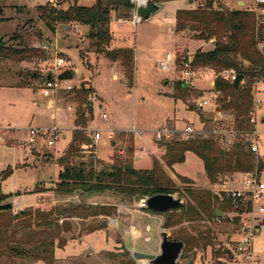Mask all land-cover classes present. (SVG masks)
Returning <instances> with one entry per match:
<instances>
[{"label": "rangeland", "instance_id": "rangeland-1", "mask_svg": "<svg viewBox=\"0 0 264 264\" xmlns=\"http://www.w3.org/2000/svg\"><path fill=\"white\" fill-rule=\"evenodd\" d=\"M55 1L0 0V37L8 46L19 47L18 42L11 39V36L18 24H21L18 32L26 42L39 48L41 54L22 61L0 57V195L12 194L0 203L13 202L14 206L10 210L14 213L22 212L15 203L34 205L25 208V211L30 210L32 214L46 206L43 210L46 215L42 218L27 217L16 220L14 228L17 231L14 236L26 242L36 240L40 236L56 238V242L59 237L64 238L65 246L61 248L57 245L55 248L56 264H150L136 260L122 236L126 238L127 245L135 244L140 247L150 238L149 248L158 247L161 237L158 228L162 221L161 230L166 229L171 238L185 241L177 264H221L218 257L227 259V255L218 250V246L223 245L227 241L226 238L235 237L239 229V220L231 214L235 213L234 208L225 209L231 215L227 213V217L221 222H217L213 216L185 220L165 227L164 222L168 214L149 211L147 207L140 206V199L131 200L114 191L92 192L80 197L77 196L80 191L65 193L56 190L59 170L62 169L57 160L71 142L74 114L76 115V109L80 105L74 98L73 90L84 85L92 87L83 109H92L88 114L87 129H99L102 138L98 144L82 145L75 163H89L93 159L94 168L97 170L107 169L115 160L128 157L134 158L137 168L152 167L153 159H163L166 152L165 143L155 141V130L165 125L183 126L187 122L196 123L199 116H203L204 111L195 106L199 93L192 94L187 100H175L173 93L175 84L181 77L180 69L183 67L181 60L177 62V55L188 54L191 59L199 47L208 49L213 44L193 39L194 31L189 29L176 30L177 11L179 8L203 6L205 1L147 0L145 4L140 5L137 0H130L133 7L128 14L125 15L121 8L113 11L111 30L114 38L110 47H134L135 72L132 81L126 77L120 62H114L104 53L95 51L88 38L89 27L76 30L78 23L58 24L56 31L52 32L43 24L38 17L37 5ZM95 1L79 0V3L92 5ZM241 1L238 4L237 0H215V7L221 2L230 9H251L256 12L258 21L264 23V13L257 10L256 0ZM150 2L160 4L159 10L149 19H142L135 25L132 20L139 6ZM120 14L124 15L120 18ZM39 32H42L41 37L37 35ZM41 43L48 44L50 49L43 50ZM261 49L264 51V47ZM168 54H172L176 59V65L172 69L163 70L160 61L166 59ZM56 55L67 60L62 69L77 68L78 72L75 71L73 77L66 80L64 85L56 89L46 88L44 80L55 68ZM60 72L58 69L53 75ZM215 76L212 69L198 68L194 77L185 80L204 97L212 94ZM167 81L169 83H166ZM67 85L73 88L68 90ZM255 87L256 95L262 99V105L257 110L256 124L260 132L259 152L254 153L252 157L255 167L259 160L263 161L259 172L260 180L264 183V84L257 83ZM227 97L231 101V96L225 97L223 93L221 101L224 105L227 103ZM225 108L232 116L236 115L233 108ZM103 113L108 115L107 119L103 118ZM54 126L60 128L56 135L42 134L44 128ZM134 127L142 131L141 138L136 139L135 132L131 130ZM31 128H38L41 132L35 137V148L30 143ZM63 133L67 134V138H63ZM49 139H53L54 143L50 144ZM130 148L133 149L132 152L129 151ZM136 156H140V159L136 160ZM162 164H165L164 159ZM172 167L177 176L173 175L170 168L166 167L165 171L173 178L178 189L174 194L181 196L183 202L190 199L187 194L189 188L210 190L213 196H217L214 190L221 188V185L209 178L202 158L194 151L188 150L185 159ZM225 180L227 181V178ZM38 186L41 199L40 195L35 193ZM58 194L62 195L61 198H71L61 203L63 200L60 202ZM90 195L97 197L91 199ZM57 201L58 204L54 205ZM124 202L130 203V209L133 211L129 213V209L119 208ZM259 203L264 205V193ZM213 206L226 208L221 200H215ZM138 210L155 216L149 217ZM105 211H110L111 214L108 217H100V212ZM72 214L80 215L81 218H75ZM109 218L116 223L113 230L122 221L127 222V225L116 229L113 235H107L104 231L99 232L97 236L90 233L96 229H106ZM132 228L137 231L136 236H131L129 230ZM184 233L193 236L206 234L211 238V242L205 245L200 241L199 245L189 249L186 240L179 237ZM254 249L260 264H264V224L260 235L254 241ZM38 262L42 261L17 257L14 263L4 259L2 264Z\"/></svg>", "mask_w": 264, "mask_h": 264}, {"label": "trees", "instance_id": "trees-1", "mask_svg": "<svg viewBox=\"0 0 264 264\" xmlns=\"http://www.w3.org/2000/svg\"><path fill=\"white\" fill-rule=\"evenodd\" d=\"M205 4L197 8H179L177 11L176 30L194 31L193 39L204 43H213L211 48L199 47L193 57L188 54L177 55L183 62L190 60L195 72L198 68H209L215 72L214 89L221 90L225 97L231 96L225 107L236 111V126L248 128V113L254 99L255 82L264 78V23H260L257 14L251 9H230L225 4L219 3L215 7V0H204ZM218 2L221 0H217ZM67 5V6H65ZM133 5L130 0H96L92 5L80 4L79 0H56L46 4L37 5L39 19L52 32L56 31L58 24L70 25L73 23L89 26L88 38L96 52H102L114 62H120L129 81L134 78L135 49L132 46L110 47L113 41L111 20L113 11L123 9L128 14ZM19 10L21 7L18 8ZM124 15V14H123ZM122 14L119 15L121 18ZM264 16V15H263ZM34 22L33 20H30ZM21 24H18L11 39L16 40L19 47L8 46L0 37V57L17 61L28 60L40 56V49L30 45L18 32ZM38 37L42 36L39 32ZM21 45V46H20ZM197 69V70H196ZM234 70L237 74H244L240 87H234V80L224 72ZM184 80H178L175 84L173 97L175 100L189 99L192 94H202L193 89L192 84L184 86ZM92 91L91 86H82L72 91L74 98L80 103L76 109L75 129L72 140L63 155L58 157V164L62 167L58 176L56 190L72 193L114 191L129 199H141L156 193L174 194L178 189L171 176H169L160 160L153 159L151 168H137L134 158L118 159L107 169L94 168V160L89 163L76 164L82 145L90 143L85 128L87 127L88 114L91 111L83 109L87 98ZM234 97V99L232 98ZM196 106V105H195ZM166 152L163 159L167 166L172 167L177 162L185 159L188 150L194 151L204 162L209 178L216 180L219 173L245 172L255 168L253 152L246 146L239 144L235 149L226 151L211 138H195L189 141L175 140L166 142ZM133 151L132 148L129 149ZM263 161H258V170L261 171ZM186 180V179H185ZM188 182V180L186 181ZM190 182V181H189ZM40 192V188H35ZM189 200L183 202L178 208L162 213L168 214L164 222L165 227H171L185 220H196L204 217L211 218L217 214V206H213L218 196H213L210 190H196L189 188L187 191ZM12 194H1L0 202ZM226 208L219 206L220 210L233 209L231 199L221 201ZM149 211L155 212L148 208ZM111 214L110 211L101 212ZM34 214V215H33ZM29 210L12 212L10 209H0V264L4 259L14 263L17 257L29 258L32 261L41 260L46 264H56L55 248L58 245L63 248L66 244L64 238L39 237L36 240L25 241L16 238L14 234L15 222L19 218H42L46 215L43 210L33 213ZM33 215V216H32ZM73 215V214H72ZM31 218V219H32ZM186 240L188 248L202 244H209L211 238L199 233L193 236L184 233L179 236ZM31 243V245H28ZM187 248V249H188Z\"/></svg>", "mask_w": 264, "mask_h": 264}, {"label": "built area", "instance_id": "built-area-1", "mask_svg": "<svg viewBox=\"0 0 264 264\" xmlns=\"http://www.w3.org/2000/svg\"><path fill=\"white\" fill-rule=\"evenodd\" d=\"M257 10L264 13V0H256ZM142 20L141 15L137 13L134 15L132 22L136 25L137 22ZM79 23L76 25V30H80ZM40 47L43 50H49L50 47L46 43H41ZM58 53V52H57ZM66 59L63 56L56 55L55 68L50 71L51 78H45L44 86L46 88L56 89L57 87L64 85L66 80L58 78L60 73L53 75V72L60 69L61 72ZM190 60L183 62V67L180 69V80L192 78L196 72L193 70ZM176 65V59L172 54H168L166 59L160 61V66L163 70L172 69ZM225 75L230 76L233 80L237 73L234 70L224 72ZM264 84V78L255 82ZM66 88L71 90L73 86L67 85ZM256 87L254 88V99L252 107L248 113V128H241L236 126L235 116H232L225 108V105L221 101L223 92L221 90L212 89V94L209 96H199L195 100L196 108L204 111L203 116H199L198 121L187 122L183 126L177 124L165 125L155 130L154 139L158 143L172 142L175 140L189 141L195 138H211L222 149L231 151L235 149L239 144L246 146L253 153L259 152V136L257 124V110L262 105V99L256 95ZM227 101L229 98L227 97ZM103 118L107 119L108 115L103 113ZM59 127H46L42 130L43 135H56L59 132ZM89 129V130H88ZM85 128V131L90 138L91 145L98 144L102 138V133L99 129ZM135 134L140 135L142 131L137 128L131 129ZM41 133L38 128H31L30 143H35V137ZM50 144L54 143L53 139H49ZM89 144V143H88ZM87 145V144H84ZM35 148V145H33ZM217 184L221 185V188H216L214 193L220 198V200L231 199L234 204L235 219L239 220L238 231L234 236L227 238V241L223 245L218 246V250H221L227 255V259L222 256L218 257L221 264H260L257 253L254 249V241L260 235L262 225L264 224V205L260 204L262 195L264 193V183L260 180V172L257 166L251 171L242 172V179L240 185L237 188L226 186L228 183L225 180V174L219 173L216 178ZM147 197L140 199V206L147 207ZM227 211H223L222 214H216L214 219L217 222H221L227 216ZM228 213V215H231ZM228 216V217H229ZM239 217V218H238Z\"/></svg>", "mask_w": 264, "mask_h": 264}, {"label": "water", "instance_id": "water-1", "mask_svg": "<svg viewBox=\"0 0 264 264\" xmlns=\"http://www.w3.org/2000/svg\"><path fill=\"white\" fill-rule=\"evenodd\" d=\"M160 4L150 2L145 6H139L138 13L141 15L142 19H149L152 14L159 10ZM52 76L48 74L46 78L50 79ZM73 77V71L70 69L63 70L58 75L61 80H68ZM244 78V74L239 73L234 78V87L238 89L240 87V82ZM166 83H169L167 81ZM190 82H185L184 86H189ZM147 208L155 212H165L178 208L182 205L180 198L176 197L171 193H156L150 195L146 199ZM14 206L13 202L0 203V209L8 210L12 209ZM24 211V210H23ZM217 214H222L217 208ZM161 244L159 252H144L133 250L132 256L141 261L142 263L150 264H177L179 256L182 252V248L185 244L183 239L171 238L169 232L166 229H162L161 232Z\"/></svg>", "mask_w": 264, "mask_h": 264}, {"label": "crops", "instance_id": "crops-1", "mask_svg": "<svg viewBox=\"0 0 264 264\" xmlns=\"http://www.w3.org/2000/svg\"><path fill=\"white\" fill-rule=\"evenodd\" d=\"M240 2H242L241 0H237V3L239 4ZM245 2V1H244ZM93 4V3H92ZM85 5H87V4H85ZM16 17H18V16H16ZM79 27H80V30H82L83 28L84 29H86V27H89L88 25H85V24H80L79 25ZM70 70H72V69H70ZM73 71V74L75 73V71L76 72H78V69L77 68H75L74 70H72ZM114 76H115V74H114ZM179 79H180V77H179ZM70 102H72V101H70ZM73 103H74V101H73ZM75 104V103H74ZM76 113V112H75ZM75 118H76V115L74 114V126H73V128H72V133L71 134H73V130L75 129ZM59 127V126H58ZM138 136V137H137ZM1 137V136H0ZM135 137H136V139L137 138H141L142 137V134H140V135H135ZM63 138H67V134L66 133H63ZM71 140H72V135H71ZM68 144H70V143H68ZM68 146H66V148H67ZM65 148V149H66ZM60 157V156H59ZM136 158V160H139L140 159V156H136L135 157ZM160 162H162L163 163V159L161 158L160 159ZM165 163V162H164ZM170 168L171 169V172L173 173V175H175V176H177L178 174L175 172V170H174V168L173 167H169V166H167V164H164V168ZM140 168H142V167H140ZM151 168V167H150ZM61 170V169H60ZM60 170H59V172H60ZM59 176V175H58ZM227 178V184H226V186H229V187H233V188H237V187H239L240 185H241V179H242V172H235L234 174H228V173H225V179ZM191 180V179H190ZM40 186V185H39ZM38 186V187H39ZM35 193H37V194H39L40 195V199L42 198L41 197V192H36L35 191ZM85 194H88V193H79V195H77V196H80V197H82L83 195H85ZM59 198H61V196L62 195H57ZM90 196H92L91 197V199L92 198H95L96 199V195H90ZM14 197V196H13ZM58 198V199H59ZM70 198H71V196H68V198L66 197V199H65V197H63V198H61L60 199V202H61V200H63L61 203H63V202H65V200L66 201H69L70 200ZM57 199V200H58ZM14 200H15V198H14ZM59 201V200H58ZM58 201L57 202H54V205H57L58 204ZM59 202V203H60ZM16 204V207L19 209V210H21L22 212H24L25 211V208H27V207H31V206H34V205H19V204H17V203H15ZM48 205V204H47ZM115 205H117V206H119V204H115ZM49 206V205H48ZM45 207L46 206H43V210L45 209ZM119 208H125V209H129V213L131 212V211H133L132 209H130L131 208V204L130 203H127V202H124V203H122L121 204V207H119ZM218 209H219V207H217ZM24 210V211H23ZM128 211V210H127ZM134 211H136V210H134ZM139 212H141V213H145V214H147L149 217H152V216H155V215H153V214H150V213H146L145 211H140V210H138ZM224 210H220L219 209V212H223ZM149 212V211H148ZM101 213V212H100ZM110 214H99V216L100 217H105V216H109ZM73 217H75V218H81L80 217V215H72ZM157 216V215H156ZM74 218V219H75ZM128 219H129V217H128ZM127 219V220H128ZM126 220V219H125ZM161 220V219H160ZM120 222V221H119ZM114 221L112 222V219L111 218H109V225H108V227H106V229H102V228H100V229H96V230H94V231H91L90 233L91 234H93V235H95V236H97V234L99 233V232H102V231H104V232H107V235H108V233H111L112 235H113V233L114 232H116L117 230L116 229H120V227L121 226H124V225H127V222L125 223L124 221H122V223L120 222V224H118V222H117V224H118V226H117V228L115 229V230H113V225H114ZM163 222L162 221H160V224H159V228H158V233L160 234V232H161V228H162V224ZM110 224H111V226H110ZM116 224V223H115ZM129 232L131 233V236H136L137 235V231L135 230V229H131V230H129ZM89 234V233H88ZM123 235V234H122ZM161 235V234H160ZM123 237V240H124V243H125V245L126 246H128V248L130 249V250H132V252H133V250H138V251H144V252H158V249H159V247L160 246H158V247H154V248H152V247H150L149 248V243H148V241L150 240V238H147V241L146 242H143L142 243V245L143 246H136L135 244L133 245V246H131V245H127L126 244V238L124 237V236H122ZM160 237V236H159ZM229 237V236H228ZM227 239V238H226ZM159 241H160V244H161V237H160V239H159ZM159 244V245H160ZM39 263H43V261L42 262H38V263H33V264H39Z\"/></svg>", "mask_w": 264, "mask_h": 264}, {"label": "bare ground", "instance_id": "bare-ground-1", "mask_svg": "<svg viewBox=\"0 0 264 264\" xmlns=\"http://www.w3.org/2000/svg\"><path fill=\"white\" fill-rule=\"evenodd\" d=\"M140 5L145 4L147 0H137Z\"/></svg>", "mask_w": 264, "mask_h": 264}]
</instances>
